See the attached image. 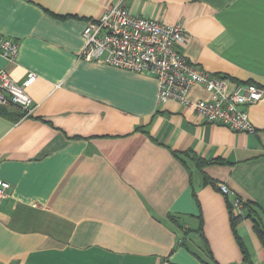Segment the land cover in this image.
<instances>
[{"label":"crops","instance_id":"0c3cea01","mask_svg":"<svg viewBox=\"0 0 264 264\" xmlns=\"http://www.w3.org/2000/svg\"><path fill=\"white\" fill-rule=\"evenodd\" d=\"M117 1L0 0V34L18 43L0 69L17 83L36 74L30 114L0 106V178L11 184L0 264H264L251 218L234 232L218 189L264 225V97L247 107L255 130L233 131L160 101L152 75L80 58L87 20ZM123 1L181 24L179 50L201 69L264 87V0ZM189 96L209 93L197 84ZM193 156L224 163L200 168Z\"/></svg>","mask_w":264,"mask_h":264},{"label":"built area","instance_id":"2783aa9c","mask_svg":"<svg viewBox=\"0 0 264 264\" xmlns=\"http://www.w3.org/2000/svg\"><path fill=\"white\" fill-rule=\"evenodd\" d=\"M81 35L84 44L80 58L152 75L158 82L160 101L174 100L191 108L206 122L233 131L255 130L247 107L262 100L264 87L252 82H231L189 61L179 50L186 41L181 24L136 16L119 0L106 4L98 17L87 20ZM0 54L7 61H15L18 43L0 34ZM35 78L36 74L29 72L22 83H17L0 69V106L14 105L25 115L30 114L33 101L26 87ZM197 84L209 93L207 98H190V91ZM10 189L11 184L0 178V203L10 195ZM218 189L229 197L233 213L244 216L246 201L225 184H219Z\"/></svg>","mask_w":264,"mask_h":264},{"label":"trees","instance_id":"16d2710c","mask_svg":"<svg viewBox=\"0 0 264 264\" xmlns=\"http://www.w3.org/2000/svg\"><path fill=\"white\" fill-rule=\"evenodd\" d=\"M0 112L6 113L4 111V109H0ZM174 153L179 158H182L181 155H189L190 154L189 151L174 152ZM193 159L197 162V164H198V166L200 168H202L205 164H208V163H224V161L221 160V159H214V160L206 161V160H203V159H201L200 157H197V156H193ZM203 183H205V184L214 183V180L212 178H210L209 176L204 174L203 175ZM228 207H229V213H230V218H231V226H232L233 231L236 232L235 227H236L237 221H239L243 217H250L252 222H253V229H254L255 233L257 234V236H258V238H259V240H260V242L262 244L263 250H264V225L259 220V218L257 216V213H256L254 207L252 206V204L247 202V201L244 203V207L246 209V213H245L244 216L235 215L233 213L232 208H231V204L229 202V199H228ZM199 230L201 231V221H200ZM240 243H241L244 259L245 260H249V256H248V253L246 251V248L243 246L241 241H240Z\"/></svg>","mask_w":264,"mask_h":264}]
</instances>
